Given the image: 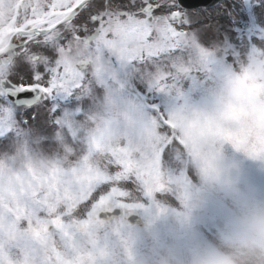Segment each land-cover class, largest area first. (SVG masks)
Listing matches in <instances>:
<instances>
[{"label": "rangeland", "instance_id": "rangeland-1", "mask_svg": "<svg viewBox=\"0 0 264 264\" xmlns=\"http://www.w3.org/2000/svg\"><path fill=\"white\" fill-rule=\"evenodd\" d=\"M235 1L240 3L241 0H228V7ZM193 14L199 16L205 24L210 22L205 14ZM237 21V24L234 22L235 25L240 26L242 19L237 18ZM223 22L225 23L224 20ZM198 26L199 24L194 25ZM223 28L227 29L230 37L234 35L228 27ZM210 35L200 36L201 43L206 47L210 46ZM238 44L243 46L241 41ZM240 60L234 64L238 72L242 69ZM188 63L191 73L185 69L180 75L184 83L176 90L175 106L170 114L172 129L168 133L162 134L164 130L155 118L137 106L131 97L113 95L112 102L115 99L113 106L119 113L120 127H111L106 132L101 128L102 134H92L89 131V126L94 124L90 121L92 118L83 116L72 117V124L71 118L62 121L51 136L29 129H21L8 136L0 135V224L6 222L5 219L1 223L3 216L7 214L9 218L8 209L18 211L15 217L17 226L12 229L8 224L7 232H3V241L0 243V261L3 264H87L89 254L95 248L103 253L108 252L112 248L110 243L118 237H121V246L117 244L115 251L111 252L112 257H104L102 262L113 264L120 252V264H129L126 263L129 260L127 242L137 239L138 233L143 240L141 234L145 233L131 231L124 219L88 227L90 216L76 207L74 195L66 188V177L69 175L79 176L81 181L86 182L101 167L122 172L134 180L132 196L123 201L128 210H132L136 204H143V208L134 209L142 212L149 202V198H145L148 193L156 198V192H164L165 195L156 199L169 207V213L174 211L177 216H182L190 210L191 229L201 244L216 241L222 230L220 224L224 227L228 216L219 206L221 201H226L227 205L233 203V211L241 198H247L242 193L249 198L255 194V190L264 194V160L252 159L233 147V141L237 139L263 143L260 138H264V103H241L230 112L236 130L224 127L216 111L222 100L215 101L213 107H209V98L214 91L212 94L209 90L197 91L200 83L204 82L206 87L211 85L212 65V71H207L209 66H202L194 58ZM222 68L225 69V66ZM97 70L94 67L89 71L88 87L87 84L84 86L80 97L89 101L88 107L91 109L88 112H93L97 119L102 116L106 122L111 118L113 110L105 90H101L107 79ZM100 71L103 72L102 69ZM190 77L195 78L197 83ZM85 87L86 93L83 95ZM206 87L203 88L207 90ZM188 97H192V101L187 102ZM244 121L247 123H242ZM72 134L84 138V142L69 140L74 137ZM14 135L16 139L13 138ZM175 140L179 143H174ZM205 142L211 144L214 152H223L222 163L235 184L236 192H232L224 184L205 185L201 181L197 158ZM165 143L169 146V152L161 161L159 152L150 150H158ZM193 190L198 192L195 203L189 208L188 196ZM166 213L167 211L157 214L163 216ZM30 215L32 219H36L32 221ZM144 221L151 223L153 220L147 214ZM48 222L55 223V230L39 236L38 228L45 227ZM80 222L86 227L80 235L85 240L80 249L83 252L81 256L73 253L74 247H78L76 239L74 243L66 239L72 232L76 238L79 237L76 227ZM111 225H116V230ZM168 227L170 231L180 230L183 235L190 236L189 229L181 227L177 218ZM30 229H36L35 236L28 235ZM20 235L28 241L27 247L17 246L16 237ZM157 237L161 239L162 235L158 234ZM148 255L145 253L143 257ZM182 257L183 250H180L177 261Z\"/></svg>", "mask_w": 264, "mask_h": 264}, {"label": "snow or ice", "instance_id": "snow-or-ice-1", "mask_svg": "<svg viewBox=\"0 0 264 264\" xmlns=\"http://www.w3.org/2000/svg\"><path fill=\"white\" fill-rule=\"evenodd\" d=\"M195 7L187 0H0V135L29 129L51 136L62 121L83 118L89 101L80 92L94 67L155 117L162 134L170 132L176 90L184 83L180 75L185 69L191 73L188 62L194 58L210 71L213 64H235L243 56V46L229 42L226 28L186 11ZM257 7L264 8V0ZM209 33L206 47L200 36ZM260 35L264 39V28ZM33 95L35 106L17 104ZM233 147L264 160V145L255 141L237 139ZM158 152L163 161L169 146ZM66 181L76 207L88 216L124 210L134 189L133 179L103 167L86 182L73 175ZM15 242L28 244L22 235Z\"/></svg>", "mask_w": 264, "mask_h": 264}, {"label": "clouds", "instance_id": "clouds-1", "mask_svg": "<svg viewBox=\"0 0 264 264\" xmlns=\"http://www.w3.org/2000/svg\"><path fill=\"white\" fill-rule=\"evenodd\" d=\"M245 74L252 76L247 86L256 88V102L264 103V67L245 66L235 74V78L222 81L220 87L209 98V107H213L216 99L222 100V104L216 109L218 119L224 127L233 130L236 129L230 112L245 101L246 85L242 79ZM222 161V151L214 152L209 142L202 144L197 158L201 181L205 185L224 184L232 192H236L235 184L227 175ZM197 192L198 190H193L189 194V208L195 203ZM176 217L181 227L191 229L192 218L189 212ZM156 218L157 216L152 214L153 222ZM110 227L116 230V225ZM140 243L139 233L137 239L127 242L129 264H149L138 251ZM159 264H177V262L164 257L160 259ZM183 264H264V200L241 198L228 216L216 241L192 247Z\"/></svg>", "mask_w": 264, "mask_h": 264}, {"label": "flooded vegetation", "instance_id": "flooded-vegetation-1", "mask_svg": "<svg viewBox=\"0 0 264 264\" xmlns=\"http://www.w3.org/2000/svg\"><path fill=\"white\" fill-rule=\"evenodd\" d=\"M259 0H243V15L246 21V32L249 38L252 39L253 36L260 34V29L263 27L264 21V8L257 7ZM261 26V27H260ZM260 37V36H259ZM253 53L255 51H252ZM252 55H248L251 57ZM257 61L259 67H264V63Z\"/></svg>", "mask_w": 264, "mask_h": 264}, {"label": "water", "instance_id": "water-1", "mask_svg": "<svg viewBox=\"0 0 264 264\" xmlns=\"http://www.w3.org/2000/svg\"><path fill=\"white\" fill-rule=\"evenodd\" d=\"M183 1H184V0H183ZM188 1H189V2H187V3H191L190 0H188ZM33 98H35V96H33ZM119 213H120V211H113V212H111L112 215H119ZM131 217L133 218V219H132L133 222H136V221H137V217H136V216L132 215Z\"/></svg>", "mask_w": 264, "mask_h": 264}]
</instances>
